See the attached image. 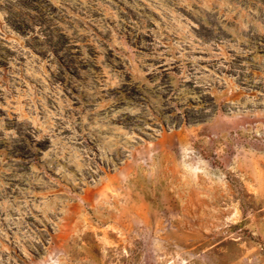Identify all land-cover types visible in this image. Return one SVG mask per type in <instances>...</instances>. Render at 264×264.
I'll list each match as a JSON object with an SVG mask.
<instances>
[{
	"label": "rangeland",
	"instance_id": "1",
	"mask_svg": "<svg viewBox=\"0 0 264 264\" xmlns=\"http://www.w3.org/2000/svg\"><path fill=\"white\" fill-rule=\"evenodd\" d=\"M0 264H264V0H0Z\"/></svg>",
	"mask_w": 264,
	"mask_h": 264
}]
</instances>
